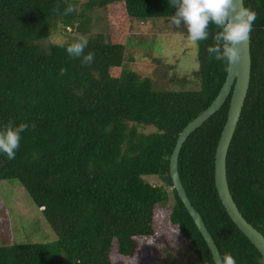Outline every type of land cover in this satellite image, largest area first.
<instances>
[{
    "label": "trees",
    "instance_id": "trees-1",
    "mask_svg": "<svg viewBox=\"0 0 264 264\" xmlns=\"http://www.w3.org/2000/svg\"><path fill=\"white\" fill-rule=\"evenodd\" d=\"M67 3L77 11L64 15ZM257 13L251 37L252 76L227 157L232 195L264 234V0H244ZM57 5L60 12L53 11ZM103 9L107 31L91 30ZM169 0H0V126L35 123L15 159L0 153V180H17L58 235L55 242H0V264H163L153 244L166 236L190 242V264H216L207 241L174 188L170 159L184 127L218 95L227 73L210 58L217 29L198 43L197 89L158 91L128 69L134 21L170 18ZM79 30L91 65L68 56L69 39L44 45L52 30ZM159 67L169 66L156 59ZM61 67L67 68L64 76ZM188 137L179 156L186 192L221 256L259 264L262 253L228 214L215 183L217 145L230 105ZM141 125H152L146 133Z\"/></svg>",
    "mask_w": 264,
    "mask_h": 264
},
{
    "label": "rangeland",
    "instance_id": "rangeland-1",
    "mask_svg": "<svg viewBox=\"0 0 264 264\" xmlns=\"http://www.w3.org/2000/svg\"><path fill=\"white\" fill-rule=\"evenodd\" d=\"M87 0H78L83 5ZM91 30L86 35L106 32L108 16L105 10L96 9L91 13ZM62 23L52 30L44 45L76 38L79 30L64 28ZM124 41L131 39L132 46L127 52L135 54L136 60H127L126 67L150 77L158 91H189L197 89L194 72L199 68L198 44L187 39L186 29L176 28L170 18H157L148 22L134 21ZM156 59H162L169 67H159ZM141 131H155L152 125H141ZM58 235L43 213L38 209L28 192L17 180H0V242L50 243ZM8 241V242H9ZM157 259L163 264H190L197 253L180 236H166L153 244Z\"/></svg>",
    "mask_w": 264,
    "mask_h": 264
},
{
    "label": "clouds",
    "instance_id": "clouds-1",
    "mask_svg": "<svg viewBox=\"0 0 264 264\" xmlns=\"http://www.w3.org/2000/svg\"><path fill=\"white\" fill-rule=\"evenodd\" d=\"M169 6L175 9L170 16V23L176 28L183 26L192 44L207 40L210 25L215 26L217 31L212 36L214 43L207 48V52L210 58L223 63L226 73H231L233 64L242 59L257 13L245 7L243 0H169ZM53 11L60 12L59 5ZM76 11L73 4L67 3L63 14L69 15ZM88 43V38L80 35L73 42L66 45L61 43L59 46L66 48L69 57L80 59L87 66L95 60L93 52L85 54ZM66 73L67 68L61 67L59 75L64 76ZM29 127L35 129L36 125L26 122L16 124L9 120L0 126V153L5 154L9 160L15 159L22 134ZM217 264H236V261L231 254H224L217 259ZM259 264H264V258L260 259Z\"/></svg>",
    "mask_w": 264,
    "mask_h": 264
},
{
    "label": "water",
    "instance_id": "water-1",
    "mask_svg": "<svg viewBox=\"0 0 264 264\" xmlns=\"http://www.w3.org/2000/svg\"><path fill=\"white\" fill-rule=\"evenodd\" d=\"M244 2V0H243ZM245 6V3H244ZM252 76L251 37L243 50L242 59L232 66L231 73H227L218 95L212 103L197 117L190 121L180 133L170 159V175L174 188L177 189L181 200L193 217L197 227L208 243L215 263L220 258L219 248L210 233L201 213L191 202L179 172V156L182 146L196 129L201 127L211 116L219 111L230 98L228 117L222 130L215 156V183L219 196L228 214L240 230L251 240L256 248L264 253V234L250 223L239 209L230 189L227 170V157L234 134L236 132L242 110L248 96Z\"/></svg>",
    "mask_w": 264,
    "mask_h": 264
}]
</instances>
